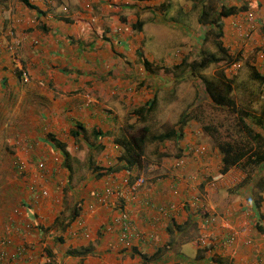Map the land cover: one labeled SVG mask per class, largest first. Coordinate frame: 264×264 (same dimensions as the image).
<instances>
[{
    "label": "crops",
    "instance_id": "1",
    "mask_svg": "<svg viewBox=\"0 0 264 264\" xmlns=\"http://www.w3.org/2000/svg\"><path fill=\"white\" fill-rule=\"evenodd\" d=\"M164 3L0 0V249L17 252L6 264H40L44 257L48 264H250L251 258L264 264V198L258 217L250 186L218 201L194 197L193 186L218 171V151L215 161L187 155L180 167L179 154L166 156L153 165L161 176L118 160L123 148L116 140L131 124L122 123L154 100L149 92L170 69L156 66L145 36L148 28L155 35L166 31L162 23L174 25L162 19ZM240 16L224 20L231 38ZM253 18L262 26L264 4ZM250 65V75H264V59ZM139 176L144 180L136 186ZM241 179L232 168L214 185L228 192ZM122 211L134 236L128 247L117 242ZM229 231L237 242L223 246ZM201 234L207 246L196 243ZM183 243L193 250L182 252Z\"/></svg>",
    "mask_w": 264,
    "mask_h": 264
},
{
    "label": "rangeland",
    "instance_id": "2",
    "mask_svg": "<svg viewBox=\"0 0 264 264\" xmlns=\"http://www.w3.org/2000/svg\"><path fill=\"white\" fill-rule=\"evenodd\" d=\"M253 2H255V0H167V3H164V6L169 5V8L168 11H166L167 14L164 15L162 19L165 22H173L174 25L162 23L161 28L166 31L157 30L156 34L153 35V30L148 28L145 32L146 34H144L146 36L147 45L153 52V62H156V66L164 65L170 67V71L164 75L162 86L149 92L150 97L151 94L154 93V103L151 109L144 112L143 118L137 117L135 113H132L127 115L122 124L131 123L135 128L145 124L147 126L148 135L158 134L173 128L179 116L186 112L188 108L191 109V111L187 113V115H189L187 117L188 120L183 126V135L180 139L176 141L165 140L160 145L157 144L156 141H147L145 143V157L138 164L139 172L153 173V176H161L164 174L160 169L153 167V165H155L156 162L158 163L162 158H166V156L157 157L154 154L155 152H168L170 155H168L167 159H174V156L179 154L174 163L175 167L182 166L187 155H195L194 157L201 158L202 160L210 156L213 161L218 159L217 150L215 151L213 149L214 137L217 135L218 137L219 135L222 137L227 126L231 131L233 115L226 113L218 107L209 105L205 99L199 97L202 90L201 78H206L211 81L219 79L218 70L220 69L223 76L229 79L231 83V95L235 99V102L238 106L247 109V117H251L261 108L263 100L261 96H263L262 90L264 89V84L260 86V84L251 77L252 74H249L251 69L248 65L253 62L259 53L264 55V20L262 26L256 25L253 19L252 21L246 19V21H244L246 13L252 12V15H254L257 9H259L260 4L255 8L253 5L250 9H243L245 4H251ZM229 6L237 8L238 15L242 14L238 22L232 24L235 30L234 35L237 36V38H231L227 28L230 26H225V21L223 20L221 26L222 34L218 40H221L224 52L229 56H234L236 58L235 61L231 63L220 62L219 64L221 65L208 66L200 71L192 70L190 67L188 68L186 63H191V61L195 59L190 55L189 50H205L207 53H209L208 51H215L218 56L223 54V51L221 52L219 50L217 44H215V40H213V34L216 33L217 27L210 28L208 22L211 20L215 10L218 11L222 7ZM202 11L205 13L203 19L199 18ZM176 12H180L178 13V23L180 25L175 18ZM191 32H195V34L193 35ZM166 33L175 34L177 36L175 39H169L168 36L165 39L164 36ZM203 35H207V37L200 39ZM249 42H251L250 45ZM248 45L251 47L250 50H247ZM182 58L185 59V61L180 63ZM173 63L178 65L172 68ZM197 73L200 74L201 77L199 75L196 76ZM252 118H255V116H252ZM246 121L249 123L248 119H246ZM204 126H215L217 133L213 134L214 132L204 129ZM259 131L264 134V130ZM186 137H189L191 141L187 140ZM200 146H203L205 149L201 154H198L196 151ZM177 147H180L181 151L178 150ZM38 164L39 163H37V166ZM30 168L25 166V175L30 176L31 173H33ZM231 169H229V171ZM261 175L264 177V166ZM202 177L204 178V174ZM193 178L194 177L189 176L187 181ZM204 179L202 180L203 182H200L199 178H195L194 180L199 181L201 184L200 188L197 184L193 186V188H195V198L203 196L206 199L207 197L213 199L214 196V199L218 201L217 199H220V197L216 196L237 194L236 192L238 189L241 188L243 190L245 187L247 189L249 186L248 184L241 185L242 183L240 180V182L229 186L227 188L228 192L220 188L218 190L220 194L218 195L217 188L214 185V177L208 175V177ZM190 183H193V181ZM263 191L264 188L261 193ZM205 203L208 204L207 201ZM245 239L249 240L247 243L248 245L253 243L252 239ZM235 242H237V238ZM180 248L182 252L186 253L193 250V248L186 243H183Z\"/></svg>",
    "mask_w": 264,
    "mask_h": 264
},
{
    "label": "trees",
    "instance_id": "3",
    "mask_svg": "<svg viewBox=\"0 0 264 264\" xmlns=\"http://www.w3.org/2000/svg\"><path fill=\"white\" fill-rule=\"evenodd\" d=\"M253 5L255 8L259 5V3L255 0V2L251 4H245L243 9H250V7L252 8ZM237 12L238 10L234 6L222 7L220 10H215L213 12L212 18L209 20L208 25L210 28L217 27L216 33L213 34V40H215V44H217L219 50L221 52L223 51V54L218 56L215 51H208L209 53H207L205 50H189L190 55H192L195 59H193L191 63H186L188 68L190 67L192 70L200 71L204 70L208 66L218 65L220 62L231 63L235 61L236 58L234 56H229L224 52V49L221 45V40L218 39L222 34L221 26L223 20H225L224 18L227 16L236 15ZM204 15L205 13L202 11L199 15V18L203 19ZM205 37H207V35H203L200 37V39H204ZM263 59L264 58H262V60ZM184 61L185 59L182 58L180 63H183ZM145 64L147 65L148 63L145 62ZM168 71H170V69ZM198 73L196 76H200ZM218 74L220 78L212 81L206 78H201L202 90L201 95L199 96L200 98L205 99L209 105L218 107L226 113L233 115L231 131L228 129L226 124L227 128L224 130L222 137L220 135L219 137L218 135L214 137L213 148H216L220 154V167L213 177L217 180L224 176L225 173L229 171V169H238L242 173L241 185L248 184L250 189H253L251 193L253 200L252 203L254 210L259 217L257 207L260 204L261 191L264 188V177L261 175L264 166V134L259 131L264 130V89L262 90L263 96H261L263 99L261 108L254 115H252L255 116V118H252V116L247 117V109L238 106V104L235 102V99L231 95V83L229 82V79L223 76L220 69L218 70ZM252 76L258 82V84H260V86L261 84H264L263 74L255 72L252 74ZM153 103L154 100L152 99L144 106L133 111L137 117L143 118L144 112L151 109ZM190 111L191 109L188 108L186 112L179 116L175 126L163 133L148 135L147 126L145 124L137 128H135L133 124H129L125 129L126 136L123 137V139L116 140V143H118L121 148H123V150L119 153L118 160H124L130 165L134 163L138 165L141 159L144 158L145 143L147 141H156L157 144L160 145L165 140L176 141L180 139V137L183 135V126L188 120L187 117L189 115H187V113H190ZM246 119H248L249 123L246 121ZM214 127L215 126H204L203 128L209 130L210 132H214L213 134H215L217 133V130L216 127ZM154 154L157 157L170 155L168 152H155ZM74 217L75 212L67 218L66 225H68L74 219ZM256 227L260 229L259 226ZM142 258L143 260L146 259L144 256Z\"/></svg>",
    "mask_w": 264,
    "mask_h": 264
},
{
    "label": "built area",
    "instance_id": "4",
    "mask_svg": "<svg viewBox=\"0 0 264 264\" xmlns=\"http://www.w3.org/2000/svg\"><path fill=\"white\" fill-rule=\"evenodd\" d=\"M259 4H264V0H256ZM245 19L246 20H249V21H252V19H254L253 18V15H252V12H247L246 13V16H245ZM257 57H258V59H262L263 58V54L262 53H259L258 55H257ZM204 147L202 146H200V147H198V150L196 151V152H198V154H201L203 151H204ZM142 182H143V179H142V177H138L137 179H136V181H135V185L137 186V185H140V184H142ZM110 192V190L108 189L107 190V193H109ZM262 198H264V191H263V193H262V195H261V199ZM262 201V200H261ZM172 208V205L171 204H169L168 206H167V209H171ZM157 209L158 210H160V211H165L166 209L164 208V207H161V206H158L157 207ZM246 214H248V215H252L251 214V212L250 211H246ZM126 214H125V212H119V214H118V217L117 218H115L116 219V222L119 224V233H118V236H117V242L121 245V246H124V247H128V246H130L131 244H130V241H131V239L134 237L133 236V233H132V229L130 228V225H129V223L126 221ZM260 219V218H259ZM261 220V219H260ZM76 225L81 229V231H82V233H83V235L84 236H87V232L84 230V228H83V224L81 223V220H76ZM224 226L226 227V228H230L227 224H225L224 223ZM198 238H196V243H198L199 245H201V246H205L206 244H205V239H206V236L205 235H203V234H201V235H198L197 236ZM138 238L140 239V240H143V236H141V235H138ZM221 241H222V245L223 246H231V245H233L234 243H235V241H236V236H235V233L234 232H231V231H229L227 234H226V236H224L222 239H221ZM243 242L245 243V244H247L248 242H249V240L248 239H243ZM207 246V245H206ZM209 249H211V248H209ZM214 248H212L211 250H213ZM17 256V252H15V253H13V254H8V253H6L5 251H3V250H1L0 249V264H6V261L7 260H14L15 259V257ZM255 258H253V259H251L250 260V264H257L256 262H254L255 260H254ZM40 264H48V262H49V259L48 258H46V257H44V258H42L41 260H40ZM228 264H234L233 262H229Z\"/></svg>",
    "mask_w": 264,
    "mask_h": 264
}]
</instances>
